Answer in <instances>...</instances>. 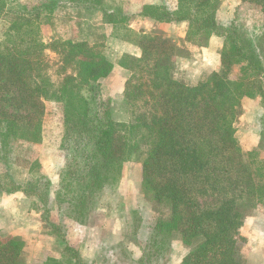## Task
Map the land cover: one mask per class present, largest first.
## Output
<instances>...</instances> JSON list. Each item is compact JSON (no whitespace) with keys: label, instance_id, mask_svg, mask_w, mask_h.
I'll list each match as a JSON object with an SVG mask.
<instances>
[{"label":"trees","instance_id":"obj_1","mask_svg":"<svg viewBox=\"0 0 264 264\" xmlns=\"http://www.w3.org/2000/svg\"><path fill=\"white\" fill-rule=\"evenodd\" d=\"M217 1L177 0L173 11L143 7L141 15L152 20L188 22L187 41L217 35L224 37V46L219 70L190 85L171 74L167 60L172 42L143 36L123 91L126 123L114 122L102 107L95 115L85 97L113 69L104 56L87 57V42L54 39L30 44L17 54L0 52V193L34 196L86 226L99 195L117 184L121 165L142 153L141 192L167 208L152 229L154 252L147 260L164 252L165 240L177 233L191 248L180 264H248L240 229L248 211L264 207V121L259 148L246 155L239 149L235 122L244 99L259 97L264 108V71L260 44L252 36L235 28L218 34ZM244 1L255 5L264 20V0ZM105 17L115 23L112 14ZM50 55L57 61L51 62ZM235 66L240 75L233 80ZM54 67L61 76L58 82L51 78ZM45 101L63 106L61 149L66 164L52 194L44 177L20 186L8 171L14 146L41 143ZM29 165L30 172L39 168L37 160ZM23 248L17 238H1L0 264H23ZM64 250L70 257L65 264H83L72 247Z\"/></svg>","mask_w":264,"mask_h":264},{"label":"rangeland","instance_id":"obj_2","mask_svg":"<svg viewBox=\"0 0 264 264\" xmlns=\"http://www.w3.org/2000/svg\"><path fill=\"white\" fill-rule=\"evenodd\" d=\"M176 5L177 0H0V52L17 54L30 44L54 39L60 43L87 42V57L104 56L113 65L112 71L116 69L111 71L112 78L110 73L93 84L85 97L95 115L102 107L114 122L126 123L129 113L124 95L121 99L115 96L119 88L124 91L134 70L132 59L140 56L138 45L143 36L168 37L174 50L167 64L172 76L184 84H197L220 68L224 37L198 36L187 41L188 22H158L141 15L145 6L173 11ZM214 11L218 34H227L235 28L260 44L264 71V20L259 9L244 0H218ZM105 14H112L115 23H107ZM50 57L51 62L57 61L56 56ZM55 71L56 67L51 69V78L58 82L61 76ZM239 75L240 67H233L230 78L236 80ZM44 105L41 143L33 148L14 146L8 171L13 182L20 186L38 176L44 177L52 194L66 164L61 149L63 106L55 101H45ZM263 121L261 99H244L235 122L236 140L243 155L259 148ZM143 158L139 153L121 165L117 184L106 186L99 195L86 226L66 219L51 203L43 205L34 196L0 193V239L10 236L24 243L20 257L23 264L70 262L64 250L66 245L77 252L83 264L177 263L188 251L177 233L165 240L164 252L147 260L155 236L152 229L167 215V208L141 192ZM36 160L39 168L30 172L29 164ZM50 198L52 201L53 196ZM245 216V233L257 237L253 232L264 229V207L248 211ZM246 246L247 239L243 254L248 251ZM252 261L258 263V256Z\"/></svg>","mask_w":264,"mask_h":264},{"label":"crops","instance_id":"obj_3","mask_svg":"<svg viewBox=\"0 0 264 264\" xmlns=\"http://www.w3.org/2000/svg\"><path fill=\"white\" fill-rule=\"evenodd\" d=\"M178 25H180V23H178ZM175 27V26H173ZM168 38V37H167ZM191 49V48H190ZM134 55H136L134 53ZM135 59V57L133 58ZM179 60V58L177 59V61ZM116 67L114 68V70L112 71V73L115 71ZM112 73H111V78H112ZM183 81V80H181ZM122 89L119 88V92L117 93V95L115 96V99H121L122 98ZM245 228L246 225L244 224V227L242 226L240 229V234L241 236L245 237V239H247V246L246 249L248 247V251H246V253L244 252V256L248 262V264H264V229H257L253 232V234H255L257 237H253V235L245 233ZM188 251H186L185 255L179 260L177 261V263L175 264H180L183 260V258L189 253L191 248H188ZM252 249L251 252H249ZM254 252V253H252ZM258 256V260L259 262H253L252 260Z\"/></svg>","mask_w":264,"mask_h":264}]
</instances>
